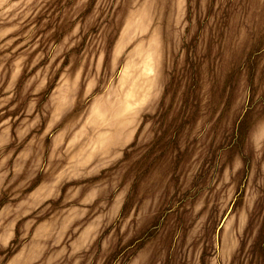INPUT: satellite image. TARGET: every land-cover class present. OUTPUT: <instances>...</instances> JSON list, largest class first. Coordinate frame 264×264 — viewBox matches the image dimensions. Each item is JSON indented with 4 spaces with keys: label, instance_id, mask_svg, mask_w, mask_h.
Segmentation results:
<instances>
[{
    "label": "rangeland",
    "instance_id": "1",
    "mask_svg": "<svg viewBox=\"0 0 264 264\" xmlns=\"http://www.w3.org/2000/svg\"><path fill=\"white\" fill-rule=\"evenodd\" d=\"M0 264H264V0H0Z\"/></svg>",
    "mask_w": 264,
    "mask_h": 264
}]
</instances>
